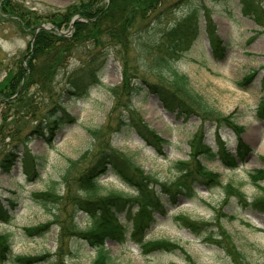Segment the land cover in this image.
<instances>
[{
    "label": "trees",
    "instance_id": "trees-1",
    "mask_svg": "<svg viewBox=\"0 0 264 264\" xmlns=\"http://www.w3.org/2000/svg\"><path fill=\"white\" fill-rule=\"evenodd\" d=\"M188 0H75L63 11L52 14L46 19L35 11L21 7L15 0H0V14L13 18L23 31L29 32L33 39L27 44L25 53L13 60L14 68L0 81V103L9 104L22 99L31 84L41 86L49 101L45 113L33 110L34 119L31 132L44 138L51 144L54 133L63 124L72 122L73 116L64 109V100L77 99L83 95L91 82L97 80L95 63L102 50H112L121 64V85L110 87L115 103L125 110L120 117H114L113 129L119 132L129 127L147 144L158 152L164 140L159 137L137 114L131 103V97L142 91V84L148 91L157 94L161 104L170 111L185 115L190 112L201 113L215 121L225 122L236 135V147L231 152L218 134L215 136L216 148L205 142L202 129L196 130L188 144L190 152L186 160H177L171 168L175 175L168 181H158L143 169L130 163L107 142L98 145V139L105 134L101 127L89 129L93 138L92 147L86 149L76 159H68L60 175L65 184L64 192L54 191L52 187L33 194V200L48 208H55L56 216L67 215V221L56 220L60 226V235H71L85 242L94 251L90 264H117L106 247L108 241L122 244L128 238L136 243L146 254L180 251L187 264H196L184 247L170 239H147L146 231L155 222L157 213H164L166 203H175L178 198L192 199L197 196L199 186L205 189L221 187L227 203L233 198L242 209H253L264 214V169L248 172L250 183L258 189V194L250 201L240 186L230 182L223 184L220 174L208 169L203 160L219 161L228 169H235L239 162L245 161L251 148L241 139L242 127L230 122L229 117H219L218 113L205 103L201 97L188 87V79L181 73L176 62L189 50L201 31V17L205 22L212 56L218 60L224 58L226 45L216 35L215 24L209 16L206 6H195L176 21L168 18ZM218 1V0H212ZM241 13L252 19L257 25L264 22V0H239ZM74 16L76 19L67 35L65 31ZM50 22V29H39L42 23ZM97 51V56L94 54ZM78 57L80 64L72 70L67 69L69 56ZM65 68V69H62ZM64 71L59 87L57 77ZM261 78L262 96L256 107V118L264 125V66ZM151 74L155 82H148L145 74ZM257 71H251L241 82L248 83ZM40 84V85H39ZM123 86L126 95L124 103L117 102L118 89ZM125 106H124V105ZM45 109H43L44 111ZM109 115L108 122L110 123ZM26 140V136L21 135ZM24 141L18 138L7 142L0 148V171L8 173L12 165L19 160L24 163L25 175L32 178L37 175L34 157L25 147L19 158L17 146ZM112 170L114 174L134 194L109 191L97 195L98 178ZM58 182V181H55ZM14 208L12 201L6 204L0 199V221L7 222ZM215 219L229 218L222 207H213ZM83 212L87 217L84 228L75 221V214ZM123 215V217H120ZM57 218V217H56ZM177 223L195 236L204 235L208 240L220 245L230 257L232 264H253L243 252L233 244L230 235L222 230L213 234L209 222L196 221L185 215L175 217ZM131 225V229L129 227ZM28 234L41 236L49 230L48 222L24 228ZM129 231V234L128 233ZM11 254L10 236L0 234V263L8 260ZM24 264H35L45 259L43 255L16 256ZM176 264V263H170Z\"/></svg>",
    "mask_w": 264,
    "mask_h": 264
},
{
    "label": "rangeland",
    "instance_id": "rangeland-1",
    "mask_svg": "<svg viewBox=\"0 0 264 264\" xmlns=\"http://www.w3.org/2000/svg\"><path fill=\"white\" fill-rule=\"evenodd\" d=\"M21 7L35 11L46 19L52 14L63 11L75 0H15ZM204 5L215 24L216 35L226 45L224 58L218 60L212 56L205 22L201 17V31L188 51L176 62L177 69L186 75L188 87L213 108L219 117H229L242 127L241 138L252 152L246 160L235 169L224 168L219 162L203 164L220 174L223 184L230 182L240 186L247 198L251 200L258 194L249 181L248 172L264 169V126L255 117V110L262 96L261 78L264 66V22L257 25L252 19L241 13L239 0H188L178 7L168 20L180 19L192 7ZM50 25V22H46ZM31 40V35L23 31L13 18L0 14V81L14 68L13 60L20 58ZM97 51L94 54L97 56ZM80 64L78 57L72 55L67 59V69L72 70ZM97 80L91 82L87 91L78 99L64 100L65 111L73 116V121L63 124L56 130L51 144L31 132L34 119L33 110L45 113L49 101L42 87L31 84L18 101L0 103V148L7 142L18 138L24 141L17 146L21 157L25 147L34 157L38 174L33 178L25 176L24 163L16 161L9 174L0 171V198L6 204L12 201L14 209L7 222L0 221V233L10 236V258L0 264H24L16 256L43 255L45 259L35 264H90L94 251L85 242L71 235H60V226L56 220L67 221V215L56 216L55 208L48 204L43 208L33 200V194L52 187L62 194L65 184L60 175L68 159L78 158L83 151L92 147L93 138L89 129L101 127L104 136L98 139V145L111 143V147L123 155L130 163L140 166L143 171L158 181H168L175 171L173 162L186 160L190 152L189 140L202 128L205 142L216 148L215 136L218 134L229 150L236 147V135L225 122L215 121L201 113L179 114L165 108L157 94L148 91L142 85V91L131 97V103L143 123H146L164 142L161 152L147 144L129 127L119 132L114 128V117L124 116L125 110L115 103V97L109 88L120 86L122 81L121 64L112 50H102L95 63ZM65 69V68H62ZM61 69V70H62ZM257 71L248 83L241 82L251 72ZM60 72L56 81L62 77ZM148 82H155L151 74H145ZM59 87L62 82L58 80ZM40 85V84H39ZM117 102L123 103L130 98L123 86L119 89ZM116 111L113 112L114 106ZM124 105V104H123ZM125 106V105H124ZM43 109H45L43 111ZM109 115L111 122H108ZM126 115V113H125ZM58 181V182H55ZM264 184V182H262ZM99 192L103 195L109 191L131 194L127 187L112 170L99 177ZM224 193L221 187L197 188V197L178 198L175 203H166L165 212L157 213L155 222L147 229L148 239L166 238L177 241L184 247L196 264H232L230 257L222 247L204 235L195 236L181 227L175 217L185 215L196 221L209 222L213 226L210 232L216 234L222 227L230 235L233 244L244 253L253 264H264V214L253 209H242L233 198L223 203ZM223 206L222 211L234 215V219H215L214 206ZM123 217V215H120ZM57 217V218H56ZM75 221L84 228L88 222L82 212L75 214ZM48 222L49 230L41 236L30 235L25 227L38 226ZM131 227V225H129ZM131 229V228H130ZM110 255L117 264H187L180 251L143 253L139 246L128 240L124 244L108 242Z\"/></svg>",
    "mask_w": 264,
    "mask_h": 264
},
{
    "label": "water",
    "instance_id": "water-1",
    "mask_svg": "<svg viewBox=\"0 0 264 264\" xmlns=\"http://www.w3.org/2000/svg\"><path fill=\"white\" fill-rule=\"evenodd\" d=\"M75 18H77V17H74L73 20H74ZM71 27H72V24H70V27H69V28H71ZM40 28H47V26H45V25H41ZM69 30H70V29H69Z\"/></svg>",
    "mask_w": 264,
    "mask_h": 264
},
{
    "label": "bare ground",
    "instance_id": "bare-ground-1",
    "mask_svg": "<svg viewBox=\"0 0 264 264\" xmlns=\"http://www.w3.org/2000/svg\"><path fill=\"white\" fill-rule=\"evenodd\" d=\"M54 135H56V132L54 133ZM55 137V136H54ZM44 139V138H43ZM110 145H111V143H109ZM29 153V152H28ZM30 154V153H29ZM31 155V154H30ZM32 156V155H31ZM33 157V156H32ZM16 161H19V160H16ZM19 162H21V161H19ZM21 163H23V162H21ZM14 164H16V162L14 163ZM13 164V165H14Z\"/></svg>",
    "mask_w": 264,
    "mask_h": 264
}]
</instances>
